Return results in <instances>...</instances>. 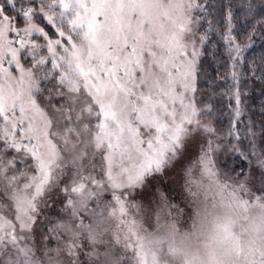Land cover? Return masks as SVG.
Here are the masks:
<instances>
[{
    "label": "snow or ice",
    "instance_id": "snow-or-ice-1",
    "mask_svg": "<svg viewBox=\"0 0 264 264\" xmlns=\"http://www.w3.org/2000/svg\"><path fill=\"white\" fill-rule=\"evenodd\" d=\"M243 7L0 0V264H264Z\"/></svg>",
    "mask_w": 264,
    "mask_h": 264
},
{
    "label": "trees",
    "instance_id": "trees-1",
    "mask_svg": "<svg viewBox=\"0 0 264 264\" xmlns=\"http://www.w3.org/2000/svg\"><path fill=\"white\" fill-rule=\"evenodd\" d=\"M227 0H212V3L215 5V8L212 10V15L215 20L220 19V4L226 3ZM247 2V0H232V3L235 5V10L237 13V19L233 21L236 24L238 30L242 29H250L251 24L255 23V20H252L249 17L247 20L245 19V12L247 9L243 7V5ZM254 4L257 5L255 12L253 15H256V12L259 11V0H252ZM259 16H256V19H259ZM251 21V23L249 22ZM264 31L261 29L259 25H257V35L254 37V44L252 49L248 50L245 55L251 58H258L261 54H264V35L260 33ZM213 42L220 40L218 34L212 35ZM247 91V103L252 111H258L261 105H264V87L260 81H248L246 85Z\"/></svg>",
    "mask_w": 264,
    "mask_h": 264
}]
</instances>
